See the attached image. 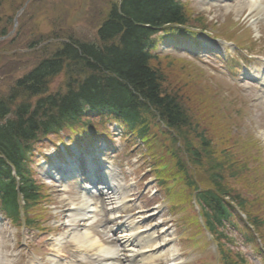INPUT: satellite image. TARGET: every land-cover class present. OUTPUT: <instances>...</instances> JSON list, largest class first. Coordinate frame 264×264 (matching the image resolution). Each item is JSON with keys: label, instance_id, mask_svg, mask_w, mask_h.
Listing matches in <instances>:
<instances>
[{"label": "rangeland", "instance_id": "obj_1", "mask_svg": "<svg viewBox=\"0 0 264 264\" xmlns=\"http://www.w3.org/2000/svg\"><path fill=\"white\" fill-rule=\"evenodd\" d=\"M186 1L190 7L187 5L189 10H185V13L191 20L189 24L195 26L203 23L217 28L218 31L223 32L224 35H222L225 39L237 41L240 47L250 44L257 53L264 55V22L253 23L248 9H244L241 13H238L236 10L226 11L221 2L222 0H216L217 2H209L208 0ZM114 2L116 0H5L0 8V99H6L13 96L14 91L17 92L14 99L15 104L11 105L13 111L20 105L19 103L27 101L35 103L40 97H30L16 83L36 68L41 61L50 58L56 49L60 47V42L57 39L65 37H73L83 41L97 39L98 26L105 15H107L111 3L113 4ZM236 2L233 1L231 3L235 4ZM248 27H251L253 30H248ZM245 41L248 43H245ZM243 42L244 44H242ZM190 48L194 49V46L191 45ZM183 49L181 46L170 49V46L166 45L162 46L159 51L171 53L176 50L177 53H180ZM230 52L233 53V51ZM234 55L236 56V61L231 62L230 70L234 71L236 69L238 72H243V70L254 72L251 68L252 66H249L245 58L241 56L240 51L237 50L234 52ZM240 59L246 65H240ZM172 60L175 61L174 66L173 63L170 65L167 62H172ZM194 61L196 60L190 57L185 59L181 55H176L174 58H161L157 63L163 74L166 75L169 83H181L182 80L187 79L191 84V86L186 85L183 97L187 100V108L191 112L194 110L195 114H197L196 116L192 114L194 117L193 122L200 129L197 131L196 127L191 126L186 129L187 134L195 138L199 135L200 130L207 133L212 139V146L216 148L215 156L218 159L220 158L219 154L229 146L228 141H234V147L236 148L233 150L234 160L238 163L245 162L246 166L248 164L251 169L246 167L243 174L239 176V179H233V186L241 189L246 197H254L255 193L258 194L260 192L264 196V170L258 165V159L254 155L255 151L251 152L248 147L249 144L245 146L243 143V133L245 134L248 131L249 135L246 137V140H257L259 148H263L264 150V102L256 104L259 107L252 108V98L256 94H251L252 98L247 96L250 92L244 89L241 90L238 88L239 85L232 84L233 81L229 76H222L223 81L219 78L212 79V77H209L210 73L198 66ZM201 62L204 63V66H202L205 69L213 71L215 74H217L216 69L225 70V66L221 63L220 59L212 58L208 60L207 58H203ZM65 75V72L60 73L50 80L49 94L66 92L67 79ZM231 75L235 76L234 74ZM218 76L221 77L220 75ZM227 82L243 94L240 93L243 97L240 103L237 102V97L229 89ZM246 101L250 110L247 108V113L244 115L242 102ZM157 123L152 122V124ZM159 126L165 130L161 125ZM236 128H238L239 132L237 134L241 135V138L235 133ZM161 129L151 130V134L153 135V137L151 136L152 143H155L157 140V144L154 145L153 149L157 158H159V147L165 142L170 144L171 140L169 135L161 132ZM250 135H254V137ZM123 139L124 137L121 138V133H119L113 140L96 139L94 140V144L100 140L106 143L103 144L106 149L102 151V158L106 162H111L118 166L123 172V176L126 177V183L129 187L128 198L132 200L128 202L129 207H131L128 214L132 213L133 220H140L142 219L140 217L147 216L148 219L143 222V226L157 225L158 227L155 231L158 243L165 240L164 236L169 238L172 242L169 247L173 245L174 248L176 247V249L181 250L180 253L183 254L181 258L183 260L186 258L188 264H219L216 256L212 254L202 256L200 252L193 251L191 248V236L189 238H181L183 235L182 229H176L173 217L166 208V202L160 201L161 196L159 195L161 192L159 194L156 193L155 187L152 184V180L155 178L152 177L150 161L152 160L155 163V160L152 159L150 153L146 152L145 149H139V146L142 145L140 142L132 149H126ZM247 142L249 143L248 140ZM109 143L112 144L116 151L120 150L116 159L108 155L107 146ZM47 144V147L52 146L51 142H47ZM195 144L199 148L200 144L197 141H195ZM44 148L40 153L45 151ZM153 152L151 151V154L156 159ZM181 157L184 163L189 164V155L184 149H182ZM112 160H115V162H112ZM201 160L202 162L207 161L204 157ZM40 162L41 159L38 157L37 164ZM188 166L194 183H197L201 189L207 188L208 185L205 183L203 173L199 170V167ZM69 189L64 193L59 188L53 187L52 192L50 190L47 191V193L51 194L49 198L50 203L46 204L45 202L43 206L38 205L30 208L26 213V217L22 219L23 223L26 222L27 218L29 222L35 220L39 226L48 227V234L38 243H42L43 239L45 241L51 233L56 243V240L60 236H64L66 231H68V228L64 225L61 226L63 222L61 219L66 217L65 213H69L67 211L70 207L68 198H73L77 195L70 185ZM261 189L262 191H260ZM250 205L249 211L252 216H255V214L261 215V220H263V210H258L259 207L262 208L261 203H252ZM47 208L49 209L48 214ZM141 210L144 211L139 213ZM182 215L187 216L191 222H196V213L191 206H188ZM60 221L61 223H59ZM1 223L3 224V230L0 240L2 243L0 245V253L3 257L12 259L13 253L21 248V237L25 232L22 231L23 226L19 222L10 224L8 221H3ZM36 227L38 226H32L31 228L36 230ZM228 230L231 234V239L228 243L231 248L240 250L243 256H249L247 264H260L256 259L255 252L251 250V247H247L244 244V239L240 232L232 227ZM164 231H166L167 235L161 233ZM27 233L33 240L35 233L29 230ZM50 244V239L46 241L45 248L43 245L30 241L27 249L30 248L39 257L46 259L52 258V260H58L71 257L68 252L69 248L63 250L61 253H56V251H53L55 244ZM210 246L213 248L214 243H211ZM27 249H25L26 252ZM168 257L169 264H176V261L171 256L168 255ZM28 263V258L22 257L18 264Z\"/></svg>", "mask_w": 264, "mask_h": 264}, {"label": "trees", "instance_id": "obj_2", "mask_svg": "<svg viewBox=\"0 0 264 264\" xmlns=\"http://www.w3.org/2000/svg\"><path fill=\"white\" fill-rule=\"evenodd\" d=\"M188 21L178 0L111 3L96 40L66 38L50 58L41 61L19 81L26 94L40 97L35 103H19L12 112L15 91L13 96L0 99V198L14 222L18 221L21 198L28 209L29 202L35 203L40 197L28 167L32 146L42 137L76 125L86 109L98 114L114 113L128 130H136L140 138L145 136L144 128L149 127L150 118L158 116L179 136L190 163L183 162L182 150L174 154L175 173L184 177L187 190L196 193L210 229L218 235V226L232 211L247 212V198L233 186L232 180L239 179L249 165L234 160V141L227 138L229 146L218 159L207 133L200 130L195 138L187 134L186 129L191 126L200 129L193 122L192 114H197L187 108L183 97L186 85L191 84L187 79L169 83L157 64L159 59L149 52L160 29L166 25L184 26ZM167 62L174 66L175 61ZM63 72L67 79L66 92L49 94L50 80ZM203 157L206 162H202ZM188 165L199 167L207 188L201 189L194 183ZM10 166L15 168L19 181L12 175ZM250 217L254 219L252 225L258 226L257 218Z\"/></svg>", "mask_w": 264, "mask_h": 264}, {"label": "bare ground", "instance_id": "obj_3", "mask_svg": "<svg viewBox=\"0 0 264 264\" xmlns=\"http://www.w3.org/2000/svg\"><path fill=\"white\" fill-rule=\"evenodd\" d=\"M226 11L236 10L241 13L244 9H248L253 22H259L261 18L264 21V0H243L236 2L235 4L230 3V0H222ZM70 168L72 166H69ZM111 167V166H109ZM109 167L103 172L104 178L107 181L108 192L106 198L110 203V208L113 212L111 219L118 221L117 227H111V235L109 239L112 245H104L98 236H95L89 229L82 228L79 233L78 228L71 232L68 239L76 249L87 252L91 257L97 259L99 264H161L166 263L169 260V256H174L175 252L173 249H167L169 242L166 243L167 238L161 243H158L156 233L152 229L141 230L134 221H129L127 217L126 221L122 216V213L128 208V200L126 194L128 193L129 187L124 184L119 174L110 169ZM73 168V167H72ZM99 170V169H98ZM94 180L96 176H93ZM123 178V177H122ZM89 193L80 191L77 196L68 198L70 207L67 209L69 213H65L66 217H63L64 224H72L77 226L78 221L81 219L89 220L87 223H83L89 226H93V222L96 217L93 214L91 207V194L94 192L96 187L89 185ZM121 213V215H119ZM69 214V215H68ZM119 218L121 220H119ZM124 219V220H123ZM123 227L121 228V226ZM81 228V227H79ZM118 230L119 236L114 237V232ZM72 235V236H71ZM109 234H106L108 237ZM165 235V233H164ZM114 237V238H113ZM1 240V239H0ZM119 245H116V243ZM0 241V245H1ZM58 249V248H57ZM56 250V248H55ZM59 252V250H57ZM9 258L3 257L0 253V264H11ZM52 263V262H50ZM54 264H74L72 261L67 262H53ZM33 264H45L43 261ZM96 264V263H95Z\"/></svg>", "mask_w": 264, "mask_h": 264}]
</instances>
